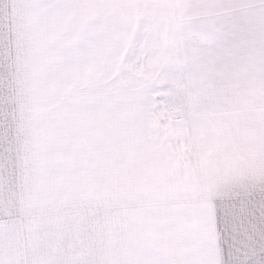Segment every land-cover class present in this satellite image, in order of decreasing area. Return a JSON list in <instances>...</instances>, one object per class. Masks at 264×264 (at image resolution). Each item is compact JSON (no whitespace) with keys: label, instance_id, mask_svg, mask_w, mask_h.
<instances>
[{"label":"snow or ice","instance_id":"1","mask_svg":"<svg viewBox=\"0 0 264 264\" xmlns=\"http://www.w3.org/2000/svg\"><path fill=\"white\" fill-rule=\"evenodd\" d=\"M0 264H264V0H0Z\"/></svg>","mask_w":264,"mask_h":264}]
</instances>
